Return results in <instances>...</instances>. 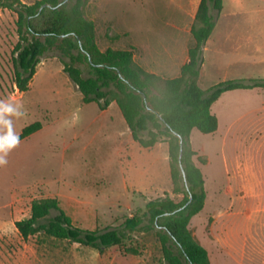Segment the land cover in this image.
<instances>
[{"label": "rangeland", "instance_id": "374dc122", "mask_svg": "<svg viewBox=\"0 0 264 264\" xmlns=\"http://www.w3.org/2000/svg\"><path fill=\"white\" fill-rule=\"evenodd\" d=\"M198 4L87 0L84 11L101 50H131L141 68L172 78L183 51L187 56L194 45L189 31ZM210 13L214 28L200 52L199 86L264 79V0H223L220 12ZM15 20V13L0 10V154L7 159L0 166V264H166L153 231L132 234L127 246L138 253L130 254L118 247L98 252L43 233L24 239L15 228L41 198H56L74 225L90 231L120 226L165 193L183 199L171 191L167 145L141 148L115 103L106 112L96 102L84 103L63 72L69 60L59 51L41 58L26 91L16 87ZM211 110L217 130L190 134L193 150L206 159L203 165L194 157L206 199L188 227L211 264H258V246L264 247V88L226 92ZM35 122L41 128L4 153L5 138Z\"/></svg>", "mask_w": 264, "mask_h": 264}, {"label": "trees", "instance_id": "16d2710c", "mask_svg": "<svg viewBox=\"0 0 264 264\" xmlns=\"http://www.w3.org/2000/svg\"><path fill=\"white\" fill-rule=\"evenodd\" d=\"M86 1L36 0L26 4L21 0H0V10L7 9L16 15L14 84L26 91L41 58L50 51H59L69 60L63 62V72L76 85L84 103L96 102L104 110L114 102L132 139L143 148L159 142L167 144L171 191L182 194L183 199L175 202L165 193L149 200L141 214L126 217L120 226L90 231L74 225L56 198H41L32 201L29 217L16 221L15 228L24 239L43 233L98 252L118 247L130 254L138 253L127 246L130 236L153 231L166 264H211L207 250L188 227L206 199L202 171L194 157L203 165L206 159L193 150L190 134L193 129L203 134L214 133L218 119L211 107L222 94L264 88V79L249 83L228 80L207 90L199 86L200 52L214 28L210 10L220 12L223 0H199L190 27L194 45L188 49L187 62L173 78L144 70L135 62L131 50H101L95 40L94 24L84 11ZM110 38L115 40L118 34ZM83 68L87 69V77L83 76ZM40 128V122L26 126L18 135L19 140ZM52 211L57 213L51 217Z\"/></svg>", "mask_w": 264, "mask_h": 264}, {"label": "crops", "instance_id": "0c3cea01", "mask_svg": "<svg viewBox=\"0 0 264 264\" xmlns=\"http://www.w3.org/2000/svg\"><path fill=\"white\" fill-rule=\"evenodd\" d=\"M190 32V31H189ZM212 34V33H211ZM183 60L181 62V64L179 65V67L177 68V73L179 74V71H180V68L182 65H184L187 60H188V55L185 56V51H183ZM134 56V55H133ZM36 74V73H35ZM178 76V75H177ZM176 77V76H175ZM173 78V77H172ZM232 91H236V90H232ZM228 92H231V91H228ZM226 93V92H225ZM114 102H112L106 109L102 110V112H106L113 104ZM212 108V107H211ZM212 111V110H211ZM213 113V112H212ZM138 143V142H137ZM164 145H167L165 142H159L157 144H155L154 146L150 147V148H143V149H152V148H155V147H162ZM167 159H168V146H167ZM171 183V182H170ZM141 193V192H139ZM143 194V193H142ZM258 264H264V247L263 246H258Z\"/></svg>", "mask_w": 264, "mask_h": 264}, {"label": "clouds", "instance_id": "9594fccd", "mask_svg": "<svg viewBox=\"0 0 264 264\" xmlns=\"http://www.w3.org/2000/svg\"><path fill=\"white\" fill-rule=\"evenodd\" d=\"M4 111H11V109L10 108H5ZM18 143H19V136L18 135L15 136L12 139L5 138V140H4V148H3L4 153H6L9 150L8 149L9 145L15 146ZM5 164H7L6 156L4 154H0V166H3Z\"/></svg>", "mask_w": 264, "mask_h": 264}, {"label": "water", "instance_id": "95a60500", "mask_svg": "<svg viewBox=\"0 0 264 264\" xmlns=\"http://www.w3.org/2000/svg\"><path fill=\"white\" fill-rule=\"evenodd\" d=\"M182 156V144H181V147H180V154H179V158H181ZM183 175H184V172L182 171ZM190 200H191V196H190Z\"/></svg>", "mask_w": 264, "mask_h": 264}]
</instances>
